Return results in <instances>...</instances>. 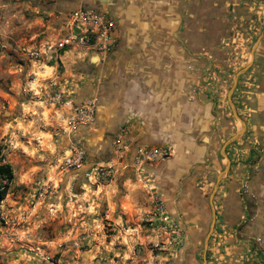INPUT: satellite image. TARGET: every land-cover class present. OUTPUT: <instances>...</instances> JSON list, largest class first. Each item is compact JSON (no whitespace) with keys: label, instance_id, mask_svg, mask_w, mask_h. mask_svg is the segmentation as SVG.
Returning <instances> with one entry per match:
<instances>
[{"label":"rangeland","instance_id":"1","mask_svg":"<svg viewBox=\"0 0 264 264\" xmlns=\"http://www.w3.org/2000/svg\"><path fill=\"white\" fill-rule=\"evenodd\" d=\"M96 2L116 19L118 42L106 54L73 48L84 50L76 71L94 55L108 57L119 30L120 45L128 33V57L171 58L165 74L183 83L181 115L168 116L173 126L162 124L153 145L138 143L132 116L114 131L112 123L125 118L120 112L109 129L95 118L87 127L73 124L70 105L91 98L97 109L98 101L72 99L64 50L55 43L68 13L86 5L0 0V164L14 176L0 202V264H264L256 180L264 154V0ZM160 45L165 57L144 52ZM46 65L51 73H43ZM237 73L232 101L246 127L225 149L229 167L213 193L216 217L205 249L210 196L227 164L221 149L241 126L227 99ZM74 146L84 153L79 166L65 162ZM138 147L167 156L142 161Z\"/></svg>","mask_w":264,"mask_h":264},{"label":"crops","instance_id":"2","mask_svg":"<svg viewBox=\"0 0 264 264\" xmlns=\"http://www.w3.org/2000/svg\"><path fill=\"white\" fill-rule=\"evenodd\" d=\"M96 0H80L79 4L84 3L86 6H94ZM81 6V5H80ZM84 6V5H82ZM120 29V27H119ZM124 33V32H123ZM121 32L119 30L118 37L120 39L119 45L107 57L101 55H94L96 59L91 58L86 61L85 69L78 72L75 67L80 68L85 64L83 60L84 50L64 51L60 55L61 63L63 64L64 73L63 78L70 81L71 88L69 92L71 97L76 102H79L88 97H96L98 106L95 114V123L100 127L105 126L109 129V118L111 115L120 112L124 115L123 122L118 124L117 121L112 123L116 126V131L120 126L128 121V117L132 116L131 129L137 132L138 143L145 145L157 144L160 141L151 142V137L157 136L159 129H163L162 124L171 128L173 126L170 121V116L181 115V78L175 76L172 78L170 74H165L167 70L171 69V58L168 60L161 59H138L137 54L127 56L131 49L128 45L129 35L123 34V44H121ZM170 50V49H169ZM157 52L158 56L166 52L164 45L155 47H148L144 50L147 54ZM170 56V55H166ZM147 58V57H146ZM83 60V61H81ZM87 60V59H86ZM176 63L180 64L178 59ZM75 65V66H74ZM43 73H51V67L45 66ZM145 68H152L151 73L144 70ZM173 84V85H172ZM175 85V86H174ZM264 86V81L263 85ZM177 90L176 94H172L171 88ZM112 89V90H111ZM75 92V93H74ZM174 93V92H173ZM263 94V93H262ZM178 97V105L175 111L169 113L167 106L170 104V99ZM264 94L260 102V121L264 125ZM99 101H103L101 106V113L99 109ZM114 107V110L110 107ZM183 111V110H182ZM131 117V118H132ZM165 122H164V121ZM119 122V121H118ZM118 124V125H117ZM263 131H264V127ZM165 139V138H161ZM166 140V139H165ZM164 142V141H161ZM168 142V140H167ZM169 146L174 145L173 142H168ZM175 146V145H174ZM264 149V146H263ZM259 172L257 177L258 188L260 193L261 203V218L264 219V154L260 158ZM264 222V221H263Z\"/></svg>","mask_w":264,"mask_h":264},{"label":"built area","instance_id":"3","mask_svg":"<svg viewBox=\"0 0 264 264\" xmlns=\"http://www.w3.org/2000/svg\"><path fill=\"white\" fill-rule=\"evenodd\" d=\"M117 28L118 23L109 12L96 6H82L68 13L65 33L57 39L55 45L57 50L80 48L106 54L117 45ZM69 109L73 114L70 118L73 124L87 127L94 122L96 112L94 99L88 98L70 105ZM124 148H128L126 143ZM83 154L80 148L74 146L65 160L66 164L79 166ZM136 155L142 161H155L167 156V152L161 148L138 147Z\"/></svg>","mask_w":264,"mask_h":264},{"label":"water","instance_id":"4","mask_svg":"<svg viewBox=\"0 0 264 264\" xmlns=\"http://www.w3.org/2000/svg\"><path fill=\"white\" fill-rule=\"evenodd\" d=\"M246 69H247V67L244 68V69L241 71V73L244 72ZM238 76H239V73H237V74L235 75V77H234V84H233V86L231 87V89H230L229 92H228V97H227V99H228V103H229V105H230V108H231V111H232L233 116H234V117L240 122L241 126H240V129H239V130H238V131H237V132H236V133H235L230 139H228V140L223 144V147H222V149H221V154L223 155V157L226 158V160H227V164L225 165L224 170L218 175V177H217V181H216V183H215V185H214V188H213L212 194H211V196H210L209 203H210V208H211V225H210L209 233H208V234L206 235V237H205V242H204V247H205V249H206V247H207V245H208V240H209L210 232H211L212 229H213V225H214L215 217H216V211H215V207H214V204H213V197H214V196H213V193H215V192L217 191V189H218V187H219L220 179H221V177H222L223 175H225V173H226V171H227V169H228V167H229V160H228L227 155H226V153H225V149H226V147H227L229 144H231L232 142H234L235 140H237V139H239V138L241 137V135L244 133V131H245V127H246L245 122H244V121L238 116L237 111H236L235 106H234L233 101H232V93H233V91H234L235 84H236V81H237V79H238ZM204 260H205V257H204Z\"/></svg>","mask_w":264,"mask_h":264},{"label":"trees","instance_id":"5","mask_svg":"<svg viewBox=\"0 0 264 264\" xmlns=\"http://www.w3.org/2000/svg\"><path fill=\"white\" fill-rule=\"evenodd\" d=\"M13 171L8 164H0V202L7 195L13 181Z\"/></svg>","mask_w":264,"mask_h":264},{"label":"flooded vegetation","instance_id":"6","mask_svg":"<svg viewBox=\"0 0 264 264\" xmlns=\"http://www.w3.org/2000/svg\"><path fill=\"white\" fill-rule=\"evenodd\" d=\"M94 4H95L94 6H96L98 8H102V7L99 6V4H97V2H95Z\"/></svg>","mask_w":264,"mask_h":264},{"label":"bare ground","instance_id":"7","mask_svg":"<svg viewBox=\"0 0 264 264\" xmlns=\"http://www.w3.org/2000/svg\"><path fill=\"white\" fill-rule=\"evenodd\" d=\"M108 5H110L109 3H108ZM110 7H111V5H110ZM96 57H94V59H95ZM109 133H111V132H109ZM110 135V134H109ZM109 135H108V137H109Z\"/></svg>","mask_w":264,"mask_h":264}]
</instances>
